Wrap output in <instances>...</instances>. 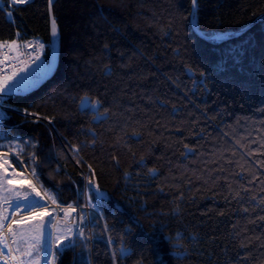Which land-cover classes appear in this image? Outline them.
I'll return each instance as SVG.
<instances>
[{
	"label": "trees",
	"instance_id": "16d2710c",
	"mask_svg": "<svg viewBox=\"0 0 264 264\" xmlns=\"http://www.w3.org/2000/svg\"><path fill=\"white\" fill-rule=\"evenodd\" d=\"M53 9L57 70L36 91L3 98L0 144L19 142L17 157L59 203H85L84 176L112 195L102 218L92 214V240L77 239L56 264H113L122 242L117 264H264V149L248 155L264 139V17L235 33L264 14V0H198L203 34L229 32L213 39L193 28L190 0H54ZM32 38L49 62L48 0L0 4V42ZM85 93L107 119L78 109ZM185 144L194 151L182 155ZM229 184L250 191L232 199Z\"/></svg>",
	"mask_w": 264,
	"mask_h": 264
},
{
	"label": "snow or ice",
	"instance_id": "6c2138e0",
	"mask_svg": "<svg viewBox=\"0 0 264 264\" xmlns=\"http://www.w3.org/2000/svg\"><path fill=\"white\" fill-rule=\"evenodd\" d=\"M4 0H0L3 3ZM31 0H10V5L14 8L18 4H27ZM192 9L198 8V0H190ZM53 0H48L49 9ZM193 13L190 12L189 16ZM6 15L11 18L12 11H7ZM19 38V33L16 34ZM58 35V28L56 21L53 18L51 22V36L56 37ZM107 48V45H105ZM7 48L8 52L15 53V55L9 56L2 50ZM45 48L43 43L39 40L24 41L22 44L17 42V39L11 41L0 42V65H3L6 61L11 60L12 71L7 74L0 69V107L3 106V98L18 92L27 91L34 87L40 80L48 75L52 71L51 65H37L41 57L39 55ZM31 51H28V50ZM27 56V59H21L22 56ZM107 67V66H106ZM191 71V69H188ZM201 76L204 74L201 73ZM203 85V82H200ZM193 87H197V81L193 80ZM102 108V102L98 98L91 97L88 93L83 94L78 98V109L85 114H90L91 118L97 122L107 119L109 110ZM27 113V109L24 110ZM2 115V113H0ZM36 115V114H33ZM203 131V129H201ZM134 136H138L139 133L133 132ZM7 137H0V139H6ZM119 142V141H117ZM95 143V141H93ZM236 143L242 148H247V145L241 143L240 140H236ZM256 143V141H253ZM7 147L9 152L12 153V157L15 158L23 152L22 145L17 142L10 145L0 144V148ZM184 148L187 149V155L194 151L192 147L185 144ZM264 149V139L259 141V148L248 151V155H253L255 152H259ZM75 150L78 152L79 148ZM227 150V149H226ZM235 155V152H233ZM33 160H35V153L32 154ZM116 159V157H113ZM118 162V161H117ZM144 162V157L140 158L138 164ZM232 163L231 160L227 161ZM79 163V161H77ZM260 166L264 168V162H259ZM241 172L249 171L242 165H238ZM11 168V171L9 169ZM89 169L92 172V176H95V171L89 165ZM223 171V169H220ZM148 174L155 178L159 174V170L155 167L148 169ZM30 175H36V168L32 167ZM129 176L125 173V177ZM14 179H25L27 176L23 172H18L12 165V161L9 158L8 153L0 152V260L4 261V264H56L57 254L62 250H74L77 246V238L80 241L86 242L90 237L85 236V228L83 225L88 222L89 217L84 214L83 210L78 214V219L73 216V213H77V208L73 205H68L66 208L60 206L50 192L45 191L43 194L37 190L36 186L31 181L28 182L27 188L31 191H22L25 188L23 184H14ZM226 179V178H225ZM255 175L252 176V181L256 180ZM252 181H249L251 183ZM261 191L264 192V180L261 181ZM90 192L95 194L96 203H93V197L91 195L86 196V204L84 207L92 210L93 213L99 214L101 204L104 200V194L100 190L98 184L94 182L92 178H89L88 185L86 186ZM229 192L232 194V199H241L242 192L247 193L250 189L245 185L241 190H233L232 185H228ZM39 197L40 200L33 198ZM47 199L51 201V205H57L52 211H49L50 206H45L41 203V200ZM227 199V197H226ZM251 199L255 200L256 197L252 196ZM260 205H264V197L260 198ZM243 211H249L248 208H243ZM26 213L22 215L21 213ZM53 213H62L63 219L60 223L62 227H56L53 231L52 222L54 220ZM221 215L224 213L221 212ZM19 216V219L15 217ZM47 218V219H46ZM260 220H264V216L259 217ZM254 222V221H250ZM107 225H105V231H107ZM130 231V229H127ZM179 235V234H177ZM108 243L114 244L115 241L108 237ZM242 247H246L243 243ZM82 248H87V243L81 244ZM128 248L121 243L120 247L113 250L111 253L113 264H117L118 258L127 256ZM186 251L177 252V256L185 257Z\"/></svg>",
	"mask_w": 264,
	"mask_h": 264
},
{
	"label": "rangeland",
	"instance_id": "374dc122",
	"mask_svg": "<svg viewBox=\"0 0 264 264\" xmlns=\"http://www.w3.org/2000/svg\"><path fill=\"white\" fill-rule=\"evenodd\" d=\"M5 1H6V0H4V2H5ZM4 2H3V3H4ZM3 3H0V4H3ZM17 42L20 43V44L23 43V42H21V41L18 40V39H17ZM42 43L45 45V48H44V50L42 51V54H40L41 59H40V61H38L37 66H39V65H43V64H41V60H42V58L45 59L44 62H45L46 65H48V63H49V62H47V59L44 57V53L46 52V49H47L46 43H45L43 40H42ZM55 53H56V52H55ZM42 55H43V57H42ZM37 66H36V67H37ZM0 152H4V151H0ZM5 153H8L9 158H10L11 161H12V165L16 168V170H17L18 172H23L24 175L27 176V180H25V179H14V180H13V183H14V184H17V185H19V184H23V185H25V188L22 189V191H29V192H30L31 190L27 188V184H28L29 181H31L32 184H34V185L36 186L37 190L40 191V192L43 194L46 190H45L44 187L41 185V183L38 181V179L36 178V176H32V175H30L31 171H30L29 169H27L26 164H24L23 161H22L21 159H19L17 156H16L15 158H13L11 152H5ZM13 159H18V160L21 162L22 167H23L24 169H22V170L19 169V168L14 164ZM9 171H11V168L9 169ZM84 177H85V179L88 181L87 177H86V176H84ZM85 194L89 195V191H88L86 188H85V190H84V192H83V197H84V199H85V203H84L83 205H79V204H75V203H68V204H66V205H70V204H71V205H73L74 207L77 208V213H73V216H76L77 219H78V214H79V212L81 211V209L83 210L84 214L87 215V216L89 217L88 222H86V223L83 225V227L85 228V236L90 237V239L92 240V235L94 234V233H93V227H92V224H93V223H92V214H93V212H92V210H90V209L84 207V205L86 204V196H85ZM32 195H33V198H34V199H36V200H40L39 197H35V194H34V193H33ZM92 202H93V203H96V202H94L93 200H92ZM41 203H42L43 205H45V206H50V207H49V211H52L53 208H56V207H57V206H53V205H51V201H49V200H47V199L41 200ZM58 204H59L60 206L62 205V203H59V202H58ZM64 205H65V204H64ZM22 213H23V212H22ZM24 214H26V213H24ZM94 214H96V213H94ZM62 215H63V214H62ZM96 215H98L100 218H102L101 210H99V214H96ZM53 216H54V220H53L51 226L53 227V231L55 232V228H56V227H62V226H63V225L60 223V221H62V219H63V216H62L61 218H59L60 213H59V214H58V213H53ZM77 239H78V238H77ZM42 264H43V261H42Z\"/></svg>",
	"mask_w": 264,
	"mask_h": 264
},
{
	"label": "water",
	"instance_id": "95a60500",
	"mask_svg": "<svg viewBox=\"0 0 264 264\" xmlns=\"http://www.w3.org/2000/svg\"><path fill=\"white\" fill-rule=\"evenodd\" d=\"M53 5H54V0H53V3L51 5V9H49V13H50V25H51V22H52V19L54 18L55 19V14H54V9H53ZM195 11L196 9H191V12L193 13L191 15V24L193 26V28L202 36V37H205V38H208V39H213V38H217V37H220L222 35H225L229 32H220V33H216V34H211V35H205L203 34V32L201 31V29H199L196 25H195V22H194V17H195ZM264 17V14H262L261 16H259L254 22H252L251 24L247 25L246 27L240 29V30H237L235 31V33H242V32H245L247 31L248 29H250L251 27H253L257 22H259L262 18ZM56 21V19H55ZM56 52V53H55ZM59 55H60V47H59V39L56 37H54L53 41H52V44H51V58H50V61H49V65H51V68H52V71H50L48 73L47 76H45L42 80L39 81V83H37L34 87L28 89L27 91H23V92H18V93H13V94H21V95H27V94H30L34 91H36L38 88H40L44 83L47 82V80L55 73V71L57 70V67H58V61H59ZM13 94H10V95H13ZM8 95V96H10ZM7 97V96H6ZM100 187V186H99ZM100 190L103 192L104 194V200H109L111 199L112 195L111 193L105 189V188H102L100 187Z\"/></svg>",
	"mask_w": 264,
	"mask_h": 264
},
{
	"label": "built area",
	"instance_id": "2783aa9c",
	"mask_svg": "<svg viewBox=\"0 0 264 264\" xmlns=\"http://www.w3.org/2000/svg\"><path fill=\"white\" fill-rule=\"evenodd\" d=\"M34 40H38V39H37V38H32V39H30L29 41H34ZM39 42H40V41H39ZM2 51H3L4 53H7L9 56L15 55V53L8 52V49H7V48L3 49ZM28 51H31V50L29 49ZM0 58H2V57H0ZM27 58H28V57H27L26 55L21 57V59H27ZM12 63H13V62H12L11 60L6 61L3 65H0V69H3V71H4L5 73L10 74L11 71H12V68H11V64H12ZM37 63H38V62H37ZM34 66H36V65H34ZM34 66H33V67H34ZM2 104H3V106L0 107V108L7 107L6 104H5V102H4V99H3V101H2Z\"/></svg>",
	"mask_w": 264,
	"mask_h": 264
},
{
	"label": "bare ground",
	"instance_id": "6f19581e",
	"mask_svg": "<svg viewBox=\"0 0 264 264\" xmlns=\"http://www.w3.org/2000/svg\"><path fill=\"white\" fill-rule=\"evenodd\" d=\"M53 206H57V205H53ZM62 207H64V208H66L68 205H64V204H62L61 205ZM22 215H25L24 213H21ZM59 214V213H58ZM63 215H62V213H60V216H59V218H61ZM16 219H19V216H17V217H15ZM47 219V218H46ZM0 264H4V261L3 260H0Z\"/></svg>",
	"mask_w": 264,
	"mask_h": 264
},
{
	"label": "crops",
	"instance_id": "0c3cea01",
	"mask_svg": "<svg viewBox=\"0 0 264 264\" xmlns=\"http://www.w3.org/2000/svg\"><path fill=\"white\" fill-rule=\"evenodd\" d=\"M44 60H45V59L42 58V60H41V64L46 65L45 62H44Z\"/></svg>",
	"mask_w": 264,
	"mask_h": 264
}]
</instances>
